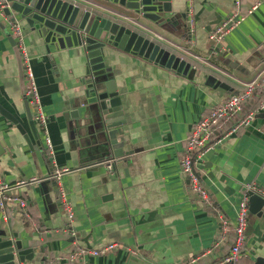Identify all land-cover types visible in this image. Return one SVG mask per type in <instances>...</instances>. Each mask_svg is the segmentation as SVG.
<instances>
[{"label":"crops","instance_id":"1","mask_svg":"<svg viewBox=\"0 0 264 264\" xmlns=\"http://www.w3.org/2000/svg\"><path fill=\"white\" fill-rule=\"evenodd\" d=\"M96 1L134 16L126 8ZM233 1L192 0V35L187 17L162 29L154 27V31L136 26L191 62L196 69L187 77L118 49L106 61L126 121L119 142L125 141L124 151H132L121 159L114 158L111 148L94 131L86 132L85 126L92 120H84L83 115L77 128L71 117L74 105H79L75 88L86 75L84 53L72 50L51 58L25 31L24 72L26 75V68L32 71L47 118L52 154L47 152L39 125L34 122L39 140L30 125L10 42L12 34L7 31L10 24L0 17V108L19 121L29 139L28 143L0 112V176L11 183L44 179L22 190L28 202L26 213L8 205L5 220L0 211V232L18 233L26 248L36 250L31 264H218L228 255L248 186H257L255 193L264 197V111L250 127L222 140L200 164L202 183L232 228L225 240L219 242L218 216L209 213L190 191L180 159L187 137L202 115L241 92L243 84L264 67V1L227 36L223 52L214 54L216 46L209 34L232 13ZM254 1L242 0V13H247ZM186 6V0L174 3L176 15L186 13ZM206 70L229 84L234 93L208 87L204 76L211 73ZM30 108L35 115L36 110ZM110 160L118 163L114 173L106 166ZM55 169H69L59 184L64 199L49 179ZM63 200L70 203L73 215ZM262 211L261 216L249 212L238 264H254L264 257ZM110 244L117 247L106 254H88L74 262L69 259L78 246L101 250Z\"/></svg>","mask_w":264,"mask_h":264},{"label":"water","instance_id":"2","mask_svg":"<svg viewBox=\"0 0 264 264\" xmlns=\"http://www.w3.org/2000/svg\"><path fill=\"white\" fill-rule=\"evenodd\" d=\"M100 1L126 8L133 12L134 16L101 5L96 0H83L81 3H77L78 0H0V7H3V13L10 22H18L22 31L29 32L35 43L43 45L51 58L54 54L72 50H81L84 53L87 60L86 75L75 88L79 105H74L71 117L75 120L77 128L80 126L79 120H92L85 126L86 132L94 131L111 148L114 158L121 159L132 151H124L125 141L119 142V139L123 138L122 126L126 121L117 83L110 76L109 67L106 65V61L113 57V52L116 49L122 50L186 77L195 72V69L191 62L168 50L136 27L142 26L147 31H154V27L162 29L167 25L179 23L180 17H187L186 13L176 15L174 11V3L179 0ZM85 3L104 9L105 12L111 13V16L102 15L100 11L90 9ZM10 42L19 65L26 113L33 133L39 140L29 100L26 98L23 58L13 37H10ZM204 77L208 87L224 93H234L232 87L219 77L213 74H205ZM0 112L25 135L17 119L1 108ZM25 138L29 143L27 135ZM54 183L56 194L60 195L59 185L55 181ZM248 196L249 212L261 216L264 197L253 191H250ZM84 241L87 242L86 239ZM35 251L25 247L20 234L11 233L8 229L0 232V264H31ZM254 264H264V257H258Z\"/></svg>","mask_w":264,"mask_h":264},{"label":"built area","instance_id":"3","mask_svg":"<svg viewBox=\"0 0 264 264\" xmlns=\"http://www.w3.org/2000/svg\"><path fill=\"white\" fill-rule=\"evenodd\" d=\"M186 15L190 22L189 32L192 35L194 32V16L192 0H186ZM264 0H255L252 6L248 9L247 13H242V0L233 1V11L228 15L214 30L209 34L212 41L215 42L216 49L214 54L223 52L222 44L227 36L246 18L253 14L254 11L262 4ZM0 17L4 18L10 24L12 30V37L15 39L16 44L22 57L26 56L24 47L23 31L21 25L16 22H10L9 18L3 13V7H0ZM196 69L195 66H192ZM25 69V68H24ZM25 71V70H24ZM264 85V67L257 73V75L249 82L243 84V91L233 94L224 103H220L213 107L208 113L202 115L200 121L191 129L187 140L185 149L180 159L181 172L188 180L189 189L200 201L210 209L217 211L215 202L205 185L202 183L201 175L197 171V167L203 164L205 155L222 142L225 138L233 133L247 129L255 121L257 115L264 111V102L256 110L244 113L245 105L255 95L258 87ZM26 98L29 100V105L36 110L33 115V121L39 125L44 139L46 150L52 154V141L47 131V118L42 112L40 106L39 95L37 86L34 80L32 71L26 68L25 75ZM115 161L110 160L107 163L109 172L114 173ZM69 172V169H55L53 175L49 178L55 181L58 185L62 181V177ZM44 179L37 177L26 178L19 180L15 183L4 181L0 176V211L5 220L8 219L9 211L8 205H16L23 213L27 212L28 202L22 194V190L36 184H40ZM258 190L257 186L250 184L248 186L247 194L242 198L239 206L237 223L235 227V240L228 255L218 264H238L242 255V251L246 242V230L248 226L247 214L249 213V196L250 191L255 192ZM61 197L64 199L63 191L60 192ZM66 210L70 215H73L70 203L63 200ZM220 219V236L219 242L225 240L230 231V225L227 217L219 215ZM116 244H110L103 247L101 250H90L82 246H78L73 253L69 256L70 261H79L88 255H102L109 251L115 250ZM193 261L185 262L182 264H190Z\"/></svg>","mask_w":264,"mask_h":264},{"label":"trees","instance_id":"4","mask_svg":"<svg viewBox=\"0 0 264 264\" xmlns=\"http://www.w3.org/2000/svg\"><path fill=\"white\" fill-rule=\"evenodd\" d=\"M206 73H211L212 74V72H210L208 70H206ZM215 76H217V75L215 74ZM242 91L243 90H241V92ZM263 102H264V85L261 84V86L257 88V90L255 92V95L252 97V99H250L248 101V103L245 105L244 113H249L250 111H253V110L258 109L260 107L261 103H263ZM215 205H216V203H215ZM216 208H217V211H214V210H212V209H210L209 207L206 206V209L212 215H216V216L223 215L222 212H221V210L219 209V207L217 205H216ZM231 230H232V228L230 227L229 233L231 232Z\"/></svg>","mask_w":264,"mask_h":264},{"label":"rangeland","instance_id":"5","mask_svg":"<svg viewBox=\"0 0 264 264\" xmlns=\"http://www.w3.org/2000/svg\"><path fill=\"white\" fill-rule=\"evenodd\" d=\"M11 30V28H9V26H8V29H7V31L10 33V35L12 34V30ZM197 171H198V173L200 174V165H198V167H197ZM250 217H251V214L250 213H248L247 214V218H248V220L250 219ZM248 223V222H247Z\"/></svg>","mask_w":264,"mask_h":264}]
</instances>
